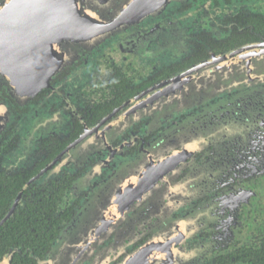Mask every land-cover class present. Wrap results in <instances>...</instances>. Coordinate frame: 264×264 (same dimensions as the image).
I'll return each mask as SVG.
<instances>
[{
    "label": "flooded vegetation",
    "instance_id": "obj_1",
    "mask_svg": "<svg viewBox=\"0 0 264 264\" xmlns=\"http://www.w3.org/2000/svg\"><path fill=\"white\" fill-rule=\"evenodd\" d=\"M75 2L39 88L0 72V262L130 185L75 264H264V0Z\"/></svg>",
    "mask_w": 264,
    "mask_h": 264
},
{
    "label": "water",
    "instance_id": "obj_2",
    "mask_svg": "<svg viewBox=\"0 0 264 264\" xmlns=\"http://www.w3.org/2000/svg\"><path fill=\"white\" fill-rule=\"evenodd\" d=\"M75 1L0 0V72L16 92L26 94L27 90L21 89L24 85L34 89L42 85L39 81L42 63H52L45 66L47 74L59 68L53 65L58 59H51L56 55L50 48L53 44L46 43L45 46L40 44V39L55 38L53 34L58 27H53V23L62 27L70 21L73 9L78 6ZM129 188L130 185L116 188L109 197L102 195L103 188L100 189L61 230L56 247L52 248L44 263L75 264L84 261L99 243L97 239L110 230L108 223L116 222L127 204L133 201L135 188ZM108 199H113L114 203L108 202ZM148 247L138 251H145ZM138 251L131 253L123 264H133Z\"/></svg>",
    "mask_w": 264,
    "mask_h": 264
},
{
    "label": "trees",
    "instance_id": "obj_3",
    "mask_svg": "<svg viewBox=\"0 0 264 264\" xmlns=\"http://www.w3.org/2000/svg\"><path fill=\"white\" fill-rule=\"evenodd\" d=\"M11 264H31V263H29V262H26V263L12 262Z\"/></svg>",
    "mask_w": 264,
    "mask_h": 264
},
{
    "label": "rangeland",
    "instance_id": "obj_4",
    "mask_svg": "<svg viewBox=\"0 0 264 264\" xmlns=\"http://www.w3.org/2000/svg\"><path fill=\"white\" fill-rule=\"evenodd\" d=\"M54 247H56V246H54ZM54 247H53V248H54Z\"/></svg>",
    "mask_w": 264,
    "mask_h": 264
}]
</instances>
